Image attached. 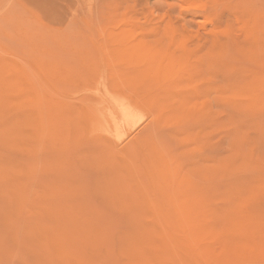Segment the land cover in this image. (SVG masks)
<instances>
[{
    "label": "rangeland",
    "instance_id": "rangeland-1",
    "mask_svg": "<svg viewBox=\"0 0 264 264\" xmlns=\"http://www.w3.org/2000/svg\"><path fill=\"white\" fill-rule=\"evenodd\" d=\"M0 264H264V0H0Z\"/></svg>",
    "mask_w": 264,
    "mask_h": 264
},
{
    "label": "bare ground",
    "instance_id": "bare-ground-1",
    "mask_svg": "<svg viewBox=\"0 0 264 264\" xmlns=\"http://www.w3.org/2000/svg\"><path fill=\"white\" fill-rule=\"evenodd\" d=\"M106 93L108 94L107 90ZM113 93V92H111ZM118 117L119 119H117L115 116L113 117V122L120 128V133L122 135H124L125 133H130L133 128L134 125L132 124L131 120H130V116H128L125 112L122 111V115L120 113H118ZM132 134V133H130ZM131 135H129L128 137H130Z\"/></svg>",
    "mask_w": 264,
    "mask_h": 264
}]
</instances>
